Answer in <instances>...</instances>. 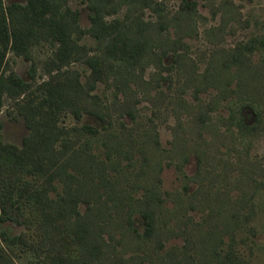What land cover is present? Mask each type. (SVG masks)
I'll return each instance as SVG.
<instances>
[{
	"label": "rangeland",
	"instance_id": "374dc122",
	"mask_svg": "<svg viewBox=\"0 0 264 264\" xmlns=\"http://www.w3.org/2000/svg\"><path fill=\"white\" fill-rule=\"evenodd\" d=\"M11 1L23 0L2 3ZM180 1L122 2L104 11L105 23H135L138 16L143 46L133 66L113 65L104 80H91L80 59L95 47L87 0H66L81 30L73 33L80 58L59 71L75 73L83 96L94 95L92 106L103 115L100 121L84 110L78 117L65 108L57 113L72 147L97 165V192H88L90 202L77 210L95 206L98 221L108 223L104 264H264V0H193L191 9ZM57 45L38 36L27 59L8 50L4 70L26 82L46 80L57 72L51 66ZM35 84L39 99L45 92ZM11 102L2 99L0 138L19 144L28 130ZM240 113L246 127L237 126ZM83 123L103 127L89 135ZM83 174L75 178L84 182L90 172ZM145 202L150 238L139 235Z\"/></svg>",
	"mask_w": 264,
	"mask_h": 264
},
{
	"label": "trees",
	"instance_id": "16d2710c",
	"mask_svg": "<svg viewBox=\"0 0 264 264\" xmlns=\"http://www.w3.org/2000/svg\"><path fill=\"white\" fill-rule=\"evenodd\" d=\"M122 2L138 7L151 4L150 0H87L90 20L87 30L95 38V47L87 55L82 53L80 58V46L73 33L79 30L75 32L78 36L81 30L66 0H23L6 4L0 0V107L3 97L9 96L28 130L19 144L0 138V264H11L12 256L20 259L21 264H104V258L108 257L101 248L102 232L108 223L98 221L99 213L92 210L95 206L87 207L84 213L77 210L78 203L90 202L88 192H97L98 186L92 182L97 165L84 150L72 147L65 135L67 130H62L56 120L61 108L69 109L75 117L84 110L103 120V115L92 106L95 96L89 93L83 96L77 75L68 70L59 71L63 63L80 58L89 68V79L104 80L113 65L133 66L137 62L143 46L138 35H144L139 17L134 16L135 23L131 19L128 23L101 20L104 11L110 13ZM194 3L181 0L180 6L191 9ZM38 36H51L58 43L55 58L51 59V66L57 72L50 73L51 69H47L49 77L36 84L26 82L14 71L6 73L3 65L6 52L10 50L27 59L28 46ZM33 84L45 92L39 99ZM124 113L131 115L129 109ZM238 119V127L247 126L241 113ZM1 125L0 119V128ZM102 127L103 123L100 126L83 123L80 128L96 135ZM82 170V177L90 172L84 182L75 178ZM51 191H57L55 197L50 195ZM150 210L147 202L139 209L142 237L155 234ZM13 224L23 229L15 232ZM127 224L137 231L129 218Z\"/></svg>",
	"mask_w": 264,
	"mask_h": 264
}]
</instances>
